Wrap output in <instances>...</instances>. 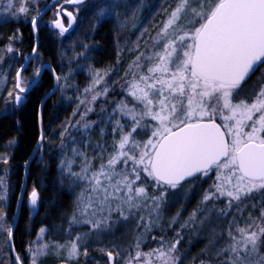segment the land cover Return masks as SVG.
Returning a JSON list of instances; mask_svg holds the SVG:
<instances>
[{"label": "snow or ice", "instance_id": "snow-or-ice-1", "mask_svg": "<svg viewBox=\"0 0 264 264\" xmlns=\"http://www.w3.org/2000/svg\"><path fill=\"white\" fill-rule=\"evenodd\" d=\"M9 23L30 24L34 39L28 53L20 28L0 36V117L49 74L45 97L75 107L48 135L40 101L24 176L33 161L47 172L55 153L54 184L73 198L18 249L6 211L18 139L0 145V264H88L93 252L106 264H264V0H0ZM106 25L116 59L97 67ZM42 31L60 42L58 61H44ZM26 191L21 180L16 210L26 204L32 221L43 197L35 183Z\"/></svg>", "mask_w": 264, "mask_h": 264}, {"label": "trees", "instance_id": "trees-1", "mask_svg": "<svg viewBox=\"0 0 264 264\" xmlns=\"http://www.w3.org/2000/svg\"><path fill=\"white\" fill-rule=\"evenodd\" d=\"M151 2V0H149ZM50 13V12H49ZM48 13V15H49ZM46 15L44 18L48 17ZM17 28H20L21 33L23 35V43L17 44L16 47L21 48L22 50L30 53L31 52V43L33 42V36L31 33L30 24H17V23H9V24H0V36L7 37L11 35ZM133 34V33H132ZM113 32L111 30L110 25H106L102 28L99 34L96 36V39L100 42L101 46L104 48V51L97 54V59L99 63L97 66L104 65L109 61H115V46L113 39ZM40 41V51L43 53L44 61H58L57 50L59 47V41L50 37L46 31H42L39 34ZM6 42V41H5ZM0 47H3V44L0 43ZM18 66V65H16ZM125 63L120 68L121 74L123 73L122 67H126ZM31 68L29 71L25 73V75L30 74ZM14 75V71H13ZM114 79V78H112ZM79 82V80H77ZM52 87V80L49 74L45 73L42 80V87L31 93L30 98L22 106V108L18 111L15 116H9L7 118L0 117V145H2L6 140L15 136L18 139V146L13 153L11 165L14 171L12 172L10 179L15 184V189L11 195L10 206L6 210L7 211V219L9 223H12V215L15 213L16 209V195L19 193V183L23 179V163L26 159L29 158L31 150L36 142V137L38 135L39 124L36 118V110L38 108L40 99L44 95V93L50 90ZM70 95H74L73 93H69ZM57 96H52L51 98H47L45 100V106L43 109V124L46 134L52 135L53 129H58V126L65 121L66 117L72 112L75 106H68L66 103L55 104L54 101L57 100ZM3 107L2 101H0V108ZM19 119L21 121V125L18 126L16 124V120ZM59 131L55 134V142H59ZM4 151L2 147H0V152ZM55 153H52L51 157L48 153H45V159L50 160L49 170L45 173L41 172L40 167L37 165L35 161L32 162L30 175L25 178V183L27 185V191L24 193V200L26 201L27 192L32 189L33 184H37L39 186L41 196L43 197V206L39 208L40 215L34 216L32 221H29V210L25 204L23 209L18 213L17 216V225L15 228V238L14 242L18 249H22L24 244L22 241H27L32 239L36 229L40 225H52V223L56 222L60 223L59 213L63 209L68 208L71 203L70 193L66 190H57L55 188V165L56 160L54 159ZM206 186V185H205ZM55 199L56 207L52 208L49 205V201ZM195 204V200L192 201L188 205V211L192 209ZM175 211V208L172 209ZM43 213V214H42ZM47 213L48 218L45 219V214ZM187 213L185 212V216ZM30 225L31 234H28L26 230ZM197 252L196 246L191 248V252ZM96 253V252H95ZM94 252L92 253L93 259L88 261V264H94L97 260L106 261V257L101 259V254L96 255ZM192 254V253H191ZM44 264H60L59 260L55 258L46 259Z\"/></svg>", "mask_w": 264, "mask_h": 264}, {"label": "rangeland", "instance_id": "rangeland-1", "mask_svg": "<svg viewBox=\"0 0 264 264\" xmlns=\"http://www.w3.org/2000/svg\"><path fill=\"white\" fill-rule=\"evenodd\" d=\"M51 15H52V13L50 12L49 13V15H48V17L45 19V21H47L48 19H49V17H51ZM83 32V29H81V33ZM138 35V33H133V34H130L129 35V41L131 42V41H135V39H136V36ZM64 43H68V41H64ZM128 57H130V56H127V57H125V58H128ZM123 66V65H122ZM66 70V69H65ZM122 70H124V67H122ZM30 72H31V70H30ZM112 78H114V79H116V77L115 76H113ZM77 80H79V82L77 81ZM73 81L74 82H78L79 83V86H80V88L82 89L84 86H85V84L87 83V81H86V79H85V76L83 75V74H79V75H77V76H74L73 77ZM4 93L6 94L7 93V89H4ZM72 106H75L74 104L72 105ZM96 107H97V109H98V107H100V105L99 104H97L96 105ZM90 119H92V120H95V119H97V117H96V115H94V114H90ZM98 131V130H97ZM2 152V151H1ZM55 170H56V167H55ZM55 176L57 177V171H56V173H55ZM56 179V178H55ZM207 186V185H206ZM205 186V187H206ZM55 188L58 190L59 189V186H57V185H55ZM60 190H66V189H61L60 188ZM31 191V189L28 191V192H30ZM67 191V190H66ZM70 196H71V198H73L72 197V194L70 193ZM26 200H27V196H26ZM72 200V199H71ZM43 206V210H44V206H45V204H43L42 205ZM191 211V210H190ZM187 213V212H186ZM43 214V213H42ZM54 223H56V222H54ZM53 224V223H52ZM57 224V223H56ZM43 225V224H42ZM42 225H40L37 229H36V231H35V233H34V236H33V238H35V235H36V232H37V230L42 226ZM123 231V229H121V232ZM120 235V232H118L117 233V236H119ZM32 238V239H33ZM154 246V245H153ZM198 247L199 246H196V250L198 251ZM145 250H147V249H145ZM95 253V252H94ZM193 255L196 253L195 251H193V252H191ZM96 255H98L99 253L98 252H96L95 253ZM94 264H97V261L96 262H94ZM100 264H106V261H100Z\"/></svg>", "mask_w": 264, "mask_h": 264}, {"label": "water", "instance_id": "water-1", "mask_svg": "<svg viewBox=\"0 0 264 264\" xmlns=\"http://www.w3.org/2000/svg\"><path fill=\"white\" fill-rule=\"evenodd\" d=\"M48 91H49V90H48ZM47 98H48V97H45V95H43L42 98L40 99V101H41V100H44V101H45ZM39 105H40V102H39ZM39 105H38V107H39ZM25 178H26V177L24 176V172H23V179H22V180H23L24 182H25ZM14 214H17V216H18V213H17V210H16V209H15V213H14Z\"/></svg>", "mask_w": 264, "mask_h": 264}, {"label": "flooded vegetation", "instance_id": "flooded-vegetation-1", "mask_svg": "<svg viewBox=\"0 0 264 264\" xmlns=\"http://www.w3.org/2000/svg\"><path fill=\"white\" fill-rule=\"evenodd\" d=\"M113 37V36H112ZM99 54V53H98ZM132 59V57L130 56V57H128V58H125V60L127 61V60H131ZM97 67H103V65H101V66H97ZM99 108V107H98Z\"/></svg>", "mask_w": 264, "mask_h": 264}]
</instances>
